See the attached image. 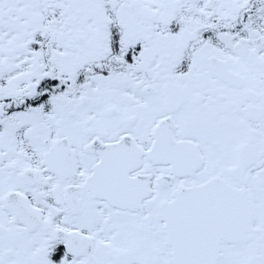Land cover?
Returning a JSON list of instances; mask_svg holds the SVG:
<instances>
[{
	"label": "snow or ice",
	"instance_id": "snow-or-ice-1",
	"mask_svg": "<svg viewBox=\"0 0 264 264\" xmlns=\"http://www.w3.org/2000/svg\"><path fill=\"white\" fill-rule=\"evenodd\" d=\"M0 264H264V0H0Z\"/></svg>",
	"mask_w": 264,
	"mask_h": 264
}]
</instances>
